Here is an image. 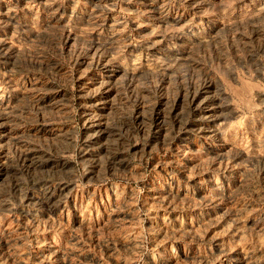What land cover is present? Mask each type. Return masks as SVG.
Wrapping results in <instances>:
<instances>
[{
  "label": "rangeland",
  "instance_id": "374dc122",
  "mask_svg": "<svg viewBox=\"0 0 264 264\" xmlns=\"http://www.w3.org/2000/svg\"><path fill=\"white\" fill-rule=\"evenodd\" d=\"M0 264H264V0H0Z\"/></svg>",
  "mask_w": 264,
  "mask_h": 264
}]
</instances>
